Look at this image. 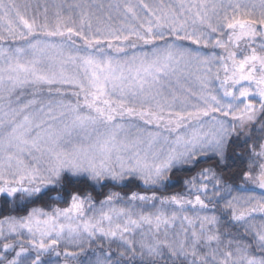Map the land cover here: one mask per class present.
I'll list each match as a JSON object with an SVG mask.
<instances>
[{
  "label": "snow or ice",
  "instance_id": "snow-or-ice-1",
  "mask_svg": "<svg viewBox=\"0 0 264 264\" xmlns=\"http://www.w3.org/2000/svg\"><path fill=\"white\" fill-rule=\"evenodd\" d=\"M234 142L240 184L217 170ZM209 158L187 194L109 191L97 207L73 191L67 207L0 217V264H264V0H0V195L13 211L65 174L157 188Z\"/></svg>",
  "mask_w": 264,
  "mask_h": 264
},
{
  "label": "trees",
  "instance_id": "trees-1",
  "mask_svg": "<svg viewBox=\"0 0 264 264\" xmlns=\"http://www.w3.org/2000/svg\"><path fill=\"white\" fill-rule=\"evenodd\" d=\"M247 131V130H245ZM259 133L254 134L258 136ZM252 140H249L248 143H252ZM259 141H257V144ZM244 147L242 142H234L232 147L228 150V167L218 168V171H222L224 173V178L229 183L240 184L241 180L239 177L233 178V173L236 169L242 168L246 165V160L242 163L240 159L235 156V153L241 152V149ZM235 161V163H233ZM213 166L215 167V161L211 158L203 159L197 164L194 168H177L174 169L170 174V179L165 182V185L157 188H145L139 181H132L127 183L126 185H118L113 186L111 183L106 184L104 187H99L94 185V183L88 180L86 177H73L70 174H65V177L62 181L64 188H55L50 191H47L43 196L39 199L34 200L33 203L27 204L23 210H12L11 201L8 198L0 195V217L4 215H24L28 208L31 207H43L46 211H50L53 207H67L69 202V193L73 191H78L81 193H91L95 203H98L100 200L104 198V196L109 191L120 192L121 195L130 194L131 192H147L151 193L155 191L160 196H171L174 194H180L182 192L188 191L187 186L184 184V181L194 175L197 171H199L203 167ZM57 195L63 196L62 200H55L52 197H56ZM19 197H17V200ZM62 252V249H59ZM76 249L73 248L72 251ZM45 259H49L45 257ZM81 259H86V257H81ZM55 264H59V262L63 261L61 257L59 260L51 259Z\"/></svg>",
  "mask_w": 264,
  "mask_h": 264
},
{
  "label": "rangeland",
  "instance_id": "rangeland-1",
  "mask_svg": "<svg viewBox=\"0 0 264 264\" xmlns=\"http://www.w3.org/2000/svg\"><path fill=\"white\" fill-rule=\"evenodd\" d=\"M18 2L21 3V4L26 3V2H29L33 6H35L37 3H44V2H46V0H18ZM47 2H53V0H47ZM56 2H58V0H56ZM68 2H71V0H68ZM89 2H92V0H89ZM116 2H117V0H96V3H103L105 6H107L110 3L115 4ZM146 2L151 4V3L156 2V0H146ZM184 44H185V46L192 47L194 49L197 47L196 45H192V44H190V42H187V41L184 42ZM201 51H203L206 54L209 51H215V53L217 55L223 54L222 53V50L221 49H218V48L217 49H214V50L201 48ZM215 86H218V82H217V84ZM151 130L155 131V128L153 127ZM142 193H146V194H149V195L151 194V193H147V192H142ZM180 194H187V191L186 192H182ZM158 196H160V195H158ZM96 205H97V207H99V202L96 203ZM143 210L147 212V211H153L154 209H152L150 207H145ZM60 248L62 249V252H63L64 246L61 245ZM69 250L72 251L73 250V247L69 246ZM46 261H48V264H55L52 260L46 259ZM59 264H63V261L62 262L60 261Z\"/></svg>",
  "mask_w": 264,
  "mask_h": 264
}]
</instances>
